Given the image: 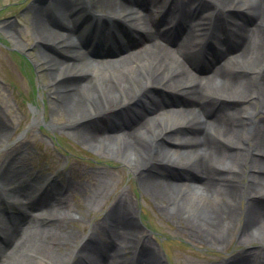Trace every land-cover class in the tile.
Segmentation results:
<instances>
[{"label":"bare ground","instance_id":"obj_1","mask_svg":"<svg viewBox=\"0 0 264 264\" xmlns=\"http://www.w3.org/2000/svg\"><path fill=\"white\" fill-rule=\"evenodd\" d=\"M49 1L46 7L34 3L31 10L36 57L50 69L45 83L52 97L50 118L64 116L63 126L74 137L124 163L144 195L159 201L161 213L173 212L182 232L197 243L223 251L241 224L238 246L254 241L264 246V0ZM161 1L178 4L183 13L172 47V29L163 33L171 12L159 15ZM228 11L242 12V20L231 17L237 39L222 53L223 65L212 63L207 74H198L190 66L193 43L200 39L195 36L204 45L210 25L217 26L216 19ZM54 12L59 30L46 24ZM93 19L98 24L91 27ZM121 20L132 25L125 32L142 28L143 37L126 45L114 41ZM98 45L109 49L99 52ZM157 85L165 91L155 96L150 88ZM170 95L178 96V107L167 103ZM4 125L0 116V128ZM4 137L0 132V144ZM13 161L0 160V264H164L149 239L137 241L141 230L129 196H117L90 235L74 243L76 234L68 227L77 220L74 196L62 191H85L87 182L62 188L51 182L44 190L25 167L18 168L24 164L21 154ZM89 180L92 210L113 193L107 183ZM3 204L16 210L14 228L3 218ZM35 207L38 216L30 214ZM258 250L245 248L213 264H264V249Z\"/></svg>","mask_w":264,"mask_h":264},{"label":"rangeland","instance_id":"obj_2","mask_svg":"<svg viewBox=\"0 0 264 264\" xmlns=\"http://www.w3.org/2000/svg\"><path fill=\"white\" fill-rule=\"evenodd\" d=\"M49 2V0H0V116L6 124L0 128V132L5 134V142L0 144V160L6 158L14 163L17 162L13 161L15 155L21 154L24 164L18 165V168L25 167L29 178L35 174L33 180L53 178L54 183L59 186L58 181L81 184L87 182L85 191L68 190L67 194L70 198L72 194L74 196L75 207L72 215H75L77 220L71 221L68 225L76 234L74 243L81 242L83 237L89 235L93 226L102 221L116 197L125 194L132 199L136 218H141L142 222L140 221L138 225L141 235L150 239L151 244L161 254H165L172 264H213L245 248L255 250L260 248L257 253L262 252L264 246L258 241L247 246H238L241 224L236 225L230 245L223 251L211 245L197 243L186 232H182L181 225L172 215L173 212L169 210L167 213H161L158 210L159 201L152 196L144 195L139 187L137 175L131 173L124 163L100 154L92 145L74 137L73 132L63 126L66 121L64 116L56 114L52 119L50 118L52 97L45 87L50 69L36 57L38 50L33 33L31 10L34 3L46 7ZM241 11L233 14L240 18ZM229 14L230 12L226 14L228 18L226 20L234 17ZM46 24L59 30L57 19L47 18ZM228 24L229 22L226 23ZM5 31L10 35L12 33L14 39L10 40ZM172 41L169 42L171 47ZM43 46L45 52L55 58L61 57L46 45ZM216 63L215 61L214 65ZM92 67L93 65H90L88 68ZM150 91L157 96L156 92L162 93L164 88L159 85L152 86ZM176 97L178 96L170 95L167 101L174 108L178 107ZM143 101L141 100L140 105H143ZM167 103L164 105L170 108ZM35 108H38V111H35ZM124 111L118 113L122 114ZM34 118L42 122L37 124L33 121ZM91 128L93 131L97 129L93 126ZM97 132L99 135L102 133L99 128ZM161 173L166 174V172ZM90 178L107 183L113 193L110 198L103 200L102 207H94L92 210L87 202V195L91 193L87 191L91 190ZM33 209L34 212H38L37 207ZM24 222H26L25 217ZM69 247L70 245L67 246ZM70 250L71 248L68 249Z\"/></svg>","mask_w":264,"mask_h":264}]
</instances>
